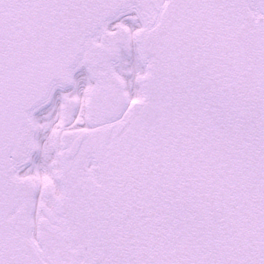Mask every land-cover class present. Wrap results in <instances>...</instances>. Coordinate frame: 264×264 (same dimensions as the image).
Masks as SVG:
<instances>
[{
    "label": "snow or ice",
    "instance_id": "6c2138e0",
    "mask_svg": "<svg viewBox=\"0 0 264 264\" xmlns=\"http://www.w3.org/2000/svg\"><path fill=\"white\" fill-rule=\"evenodd\" d=\"M0 264H264V0H0Z\"/></svg>",
    "mask_w": 264,
    "mask_h": 264
}]
</instances>
